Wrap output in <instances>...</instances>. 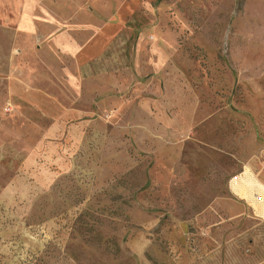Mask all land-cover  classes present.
I'll return each instance as SVG.
<instances>
[{
	"label": "rangeland",
	"instance_id": "374dc122",
	"mask_svg": "<svg viewBox=\"0 0 264 264\" xmlns=\"http://www.w3.org/2000/svg\"><path fill=\"white\" fill-rule=\"evenodd\" d=\"M0 264H264V0H0Z\"/></svg>",
	"mask_w": 264,
	"mask_h": 264
},
{
	"label": "built area",
	"instance_id": "2783aa9c",
	"mask_svg": "<svg viewBox=\"0 0 264 264\" xmlns=\"http://www.w3.org/2000/svg\"><path fill=\"white\" fill-rule=\"evenodd\" d=\"M4 113L6 114V111Z\"/></svg>",
	"mask_w": 264,
	"mask_h": 264
}]
</instances>
